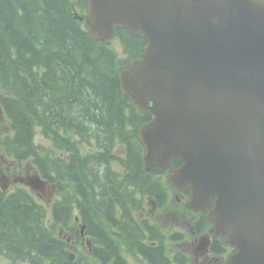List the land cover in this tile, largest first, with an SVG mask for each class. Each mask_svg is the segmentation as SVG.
<instances>
[{
    "label": "water",
    "instance_id": "1",
    "mask_svg": "<svg viewBox=\"0 0 264 264\" xmlns=\"http://www.w3.org/2000/svg\"><path fill=\"white\" fill-rule=\"evenodd\" d=\"M87 25L99 39L119 26L149 39L120 73L152 116L138 133L147 168L170 169L177 186L193 171L224 180L195 197L218 195L210 219L239 248L232 264H264V0H88Z\"/></svg>",
    "mask_w": 264,
    "mask_h": 264
},
{
    "label": "trees",
    "instance_id": "2",
    "mask_svg": "<svg viewBox=\"0 0 264 264\" xmlns=\"http://www.w3.org/2000/svg\"><path fill=\"white\" fill-rule=\"evenodd\" d=\"M73 3L83 12L87 1L0 0V123L8 118L5 134L14 135L0 138V145L16 158L34 151L47 164L53 151H61L57 180L78 193L79 171L95 169L105 190L96 199L99 210H109L124 204L117 200L119 194L128 197L103 174L105 164L112 171L115 159L127 175L147 176L136 136L147 115L139 113L119 84L123 64L143 50L147 39L117 28L115 42L98 41L73 17ZM37 126L53 148L36 142ZM115 147L128 155L116 153ZM1 199L2 247L9 246L19 257L33 252L51 262L64 255L63 242L45 229L31 207ZM95 207L91 205L92 217ZM100 225L101 243L114 251L119 242L105 232L110 224Z\"/></svg>",
    "mask_w": 264,
    "mask_h": 264
},
{
    "label": "flooded vegetation",
    "instance_id": "3",
    "mask_svg": "<svg viewBox=\"0 0 264 264\" xmlns=\"http://www.w3.org/2000/svg\"><path fill=\"white\" fill-rule=\"evenodd\" d=\"M1 185L3 186V184H1ZM39 191H41L42 193H44L46 195L48 194L47 189L43 186L40 187ZM157 194L159 195L158 202L151 199V203L153 204L152 208H150L151 211H154L157 208V204H159L163 207L164 204L166 202H169V201H171V204L174 205V207L179 206L180 208H184V203H186L187 200L189 199L190 191L188 189H185L183 196H185L187 194V197H185L184 201L181 200L179 193L177 191H175L174 189H169V190H166L164 193L162 192V193H157ZM170 210L175 217L180 216L179 214H177V212L175 210H172V209H170ZM184 210H185V208H184ZM181 216L183 218H186L184 220L186 222V224L191 223V221L196 222L195 216H197V215L195 213L186 214V215L184 213ZM1 219L2 218L0 216V232L3 231L2 228H4V226H5L4 222ZM212 234H213V232L210 233L209 235H212ZM182 236L183 235H178L177 240H180ZM137 242H138V244H140V245H137L139 247V249L143 252V254L147 258H149L151 260V262L156 263L161 259H167V257L164 255L163 247H161V246L149 247L148 245H144L142 243V241L138 238H137ZM0 247H2L1 244H0ZM155 248L157 250H154ZM118 250H119V247H118ZM213 250H218L217 244L213 247ZM219 251H224V248L219 247ZM96 254L98 257V248H97ZM107 258L113 264H117V262H116L117 258L122 260L125 264H128L127 260H125L121 255H118V256L115 255L110 249H107ZM223 260H224L223 258H220V259L205 258V259H202V260H200L196 263H193V264H222ZM34 264H36V263H34Z\"/></svg>",
    "mask_w": 264,
    "mask_h": 264
},
{
    "label": "rangeland",
    "instance_id": "4",
    "mask_svg": "<svg viewBox=\"0 0 264 264\" xmlns=\"http://www.w3.org/2000/svg\"><path fill=\"white\" fill-rule=\"evenodd\" d=\"M0 264H6V260H5V257H1L0 256Z\"/></svg>",
    "mask_w": 264,
    "mask_h": 264
},
{
    "label": "bare ground",
    "instance_id": "5",
    "mask_svg": "<svg viewBox=\"0 0 264 264\" xmlns=\"http://www.w3.org/2000/svg\"><path fill=\"white\" fill-rule=\"evenodd\" d=\"M0 244H1V242H0ZM2 246V245H1Z\"/></svg>",
    "mask_w": 264,
    "mask_h": 264
}]
</instances>
